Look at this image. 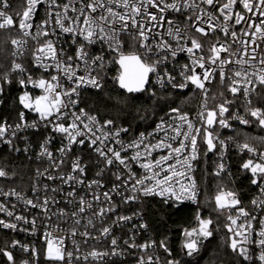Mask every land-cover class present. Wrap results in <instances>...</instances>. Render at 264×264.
I'll list each match as a JSON object with an SVG mask.
<instances>
[{
  "label": "snow or ice",
  "instance_id": "obj_1",
  "mask_svg": "<svg viewBox=\"0 0 264 264\" xmlns=\"http://www.w3.org/2000/svg\"><path fill=\"white\" fill-rule=\"evenodd\" d=\"M26 2L28 5L27 10L23 12L19 21V28L25 36L30 35L27 30L33 27L30 21L36 11L37 5L47 3L49 18L37 26L36 35L33 39H38L42 36L48 37L50 35L49 31L44 30V25L49 24L53 15L51 9L55 6L62 8V11L55 12V25L58 26L62 33L70 34L71 42L76 46L75 56L68 55L64 58L65 53L63 48L58 49L56 42L52 39L45 40L33 53L34 67L43 69L45 72L55 70L56 74L51 75L50 79L41 78L38 81H33L32 77L29 76L27 83H31L34 87L42 89L43 94L36 96L33 100L29 96V93L25 91L19 97V102L24 109L37 113L41 121H47L48 124L52 125L53 132L62 134L64 139L67 140V144L63 145L59 151L62 154L70 152L72 145H83L86 140L89 142L90 147L98 145L99 142V146L95 147V151L103 158L105 165L111 166L118 162L127 171V179L123 180L121 185H113L112 191H117L121 186L127 188L129 182H131L130 190L133 193L139 192L143 196L158 195L165 199V203L170 199L176 201H183L184 199L195 201L197 194L196 184L188 173L192 171L193 165L191 162L198 158V137L202 138L203 142L207 145V152H214L217 149V144H219L220 148H224L226 144L225 140H221L219 135L212 129L217 124L222 128L230 127L225 113L229 112L228 105L234 102L225 99L213 109H208L206 83H210L215 78L216 71L219 70L221 83L223 84L226 78L229 79L228 91L231 92L233 97L242 92L246 105H251L250 96L256 92L255 86L249 87V85L258 84L264 88V67L257 68L256 65H252L255 70L251 73L241 68L240 70H234L232 76L226 77L225 65L233 62L238 65H245L249 64L250 60L254 61L257 59L255 55L256 48H253L251 53L248 52L249 41L240 40L239 43L243 45L244 54L250 56V60L238 59L232 61L231 59L221 58L222 52L229 53L231 56L236 55L235 52L231 51V45H225L217 41V43L211 44L205 50L202 41L192 34V30L194 29L195 33L207 37L210 32H215L216 28L220 27V30L225 35H228L229 28L227 23L220 24L215 12L209 11V8L219 11L223 20L227 22L233 18L232 9L237 0H227L218 9L216 5L220 3V0H200L199 3L196 0H87V2L79 0V8L75 6L76 0H69V3L62 6L57 5L56 0H26ZM239 3L243 5V8L247 12L253 13L256 16V19L248 18V28L242 29V33L244 35H251L253 37L251 44H256L259 47L257 39L264 41V0H239ZM201 4L207 5L209 8H202ZM8 6V0H0V19H2L0 28L14 24L13 18L3 10ZM116 9H122V11ZM69 10L75 13V15L69 16ZM189 10H191L192 14L186 15ZM98 12L99 15H96ZM169 13L178 14L183 19L178 20L177 18L170 17ZM242 20H245V17L238 12L235 13V24H240ZM65 21H68V24H65ZM214 21L216 23H213ZM181 24H183V27H181ZM203 25H206L207 28ZM159 29H164V31L161 32ZM248 29H253V31L249 33ZM122 34H128L138 47L144 50L143 53L133 52L125 55L120 51L124 44L121 38ZM51 35H56L54 28L51 31ZM165 36L169 39H164ZM231 36L233 41L236 42L237 33L232 31ZM156 37H160V39L156 40ZM12 43L18 45L22 42L13 40ZM97 43L101 45V54L90 56L88 46ZM104 45H107L109 50L119 53L118 63L122 69L118 77L119 85L121 88L127 89L128 92L144 91L145 85L149 83L150 73L156 74L157 82L161 87H164L165 81H167V83L172 84L173 88L183 89L190 82L197 89H200L205 96L202 110L197 113V120L200 126L197 127L189 119L188 113L182 112L178 107L172 108L170 109L172 123L168 127L174 135L170 137L165 136V138L156 144H145L146 137L141 133L138 140H133L127 145L117 140L116 143L121 144L119 150L112 147H107L105 150L104 139H107L112 134L105 133L104 139H101L93 131V128L98 124L97 118L86 113L84 109H80L79 113L72 110L76 108L79 102V89L87 87L100 88L102 86L100 71L104 68ZM181 53L187 54L190 64L182 66L180 75L183 77L184 82L177 85L174 83L175 77L167 69H164L162 73L158 72L157 69L170 60H175ZM152 56L156 58L152 62H148ZM81 64L85 67L84 75L77 74ZM259 64L264 65V57H260ZM197 68L201 71L198 72ZM98 69L100 71H97ZM17 70L19 72L26 71L21 64L14 63L13 71ZM94 72H96L95 75H93ZM3 79L6 83L11 82L7 75ZM63 79L69 82V87H64L62 83ZM19 84L25 86L26 81L20 79ZM2 92L3 88L0 87V93ZM152 94L155 95V93ZM221 95L223 94L221 93ZM73 97H76V99ZM246 110L264 127V110L252 107H247ZM19 115L20 123H17L14 127L8 125L6 121L0 123V142L11 145L12 138L16 136L18 131L27 127L37 126L35 121L31 125L27 124L23 111ZM66 116H71V123L67 126L59 122ZM233 118L238 119L241 124L249 123V120L238 115ZM164 123L162 120L157 125V129L162 130ZM112 124V120H106L97 130L103 131V128ZM185 127L186 130H184ZM10 130L11 134L8 135ZM121 131L126 132L127 129L121 128L117 130L114 136L118 137ZM178 137H182L178 146L174 147L173 143L168 142L176 141ZM48 143H50V140H46L41 145V155H47L51 159L52 153L48 151ZM141 145L144 148L143 154L139 151ZM238 147H240L241 151H255L247 143L238 145ZM129 148H135L137 151L131 157L122 156L121 153ZM158 149H167V154L160 155L156 159H150L152 152ZM184 152H189V154L182 157V153ZM207 152H205V155H207ZM259 155L261 160H264V153ZM172 160L175 163H169ZM136 162H139V166L146 170V174L142 177H137L136 173L132 171L131 164ZM224 167L223 163H218L215 174L220 175L224 171ZM242 168L251 171L253 177L251 183L259 187L261 193L264 194V163H254L253 160L249 159L242 165ZM72 171L73 173L79 172L81 174L85 172V168L81 166L79 158L73 162ZM99 174L97 173V175ZM6 175V172L0 169V177ZM49 179H52V177H49ZM116 179L121 180V176L117 174ZM74 180L77 183L84 182L83 180H78L74 175L67 177V181ZM183 180H188L189 183L185 184ZM92 184L102 186L98 180H93L89 184V187ZM69 195H73V193H69ZM103 195L105 199H111L108 192H105ZM96 199H99V197H96ZM124 199L125 202H128L138 199V197L131 195L126 196ZM26 203L37 207L36 204H33L32 200H27ZM47 203L46 199L44 204L46 205ZM81 203H83V200H81ZM252 203L264 209V199H254ZM215 204L219 210H231L240 204V200L236 197L235 192L220 190L215 196ZM0 210H3L2 205H0ZM80 210L83 211V208ZM103 212L104 209H101V214ZM8 215L11 216L12 213L8 212ZM227 218L231 222L226 227L232 233L229 245L232 251L243 257L246 261L251 260V246L255 245L260 249L258 257L260 264H264V217L259 219L258 230L253 225V221L257 220L256 215L245 210L243 207L237 209L235 218L231 214ZM241 218H244V222L238 224L237 222ZM16 219L21 220L24 218L18 216ZM128 219L131 218L125 216L118 217V220L121 221ZM197 220L199 221L198 229L193 228L191 231L184 230V235L187 239L183 247L187 249L189 256L198 251V242L201 237L208 238L212 235L210 231V225L213 223L212 220L201 219L199 215H197ZM32 223L35 224V221L33 220ZM0 225L4 228H16L15 224L6 223L3 220H0ZM234 225L236 226V230L233 229ZM142 227L144 226L142 225ZM103 231L104 233H108L109 229L104 228ZM253 233H255L256 239H253ZM50 236L51 233H46V258L53 262H61L67 256L68 264H71L72 253H65L62 247L54 246L53 240L47 238ZM60 244H63L62 240ZM112 244H116L115 239L112 240ZM150 246L149 244H145L139 247L147 248ZM160 246L165 247L163 241L160 242ZM165 251H167L166 247ZM4 255L7 256L9 261H12L13 257L11 253L5 251ZM90 255L95 258L101 254L92 252ZM148 261L151 264L152 257H149ZM140 264H144V261L141 260ZM167 264H178V262L169 260Z\"/></svg>",
  "mask_w": 264,
  "mask_h": 264
},
{
  "label": "built area",
  "instance_id": "obj_2",
  "mask_svg": "<svg viewBox=\"0 0 264 264\" xmlns=\"http://www.w3.org/2000/svg\"><path fill=\"white\" fill-rule=\"evenodd\" d=\"M87 2V0H85ZM197 3L200 0H196ZM227 0H220V3L216 5L218 9L220 5L226 3ZM69 3V0H56L57 5H64ZM8 7L3 9L8 15L13 18L14 24H16L18 29V35L12 39L21 41V44L14 45L11 41V70L13 71V64H21L26 71L19 72L14 71L19 74H27L30 69L35 70L40 75L35 79L38 81L41 78L50 79L51 75H55V70H49L48 72L43 71V69H38L34 67V51L42 45L45 40L52 39L56 42L58 49L63 48L65 57L68 55L75 56L76 46L72 44L70 34L62 33L58 26L55 25V12L62 11V8L52 7L51 11L53 13L49 24L44 25V30L50 32L48 37H40L38 39H33L36 35L37 26L41 25L45 19H48V4H39L36 7V11L32 17L30 23L33 27L27 31L30 35L25 36L23 31L19 28V21L23 15V12L27 10L26 0H8ZM77 8L80 7L79 0H76ZM202 8H209V6L201 4ZM122 11V9H116ZM209 11H214L215 15L219 18V23H227L229 28V34L225 35L220 27L216 28L215 32H210L207 37L201 36L199 33H195L194 29L192 34L197 36L204 44L205 50L213 44L219 41L225 45H231V51L235 52V56H231L229 53L222 52L221 58L231 59L232 61L238 59L250 60V56L244 54L243 45L239 43L240 40L249 41L248 52L251 53L253 48H256L255 55L257 59L250 60L249 64L238 65L235 62L225 65L226 77L232 76L234 70H240L241 68L246 69L249 73L253 72L255 69L252 65L256 67H264V65L259 64L260 57H264V41L257 39V44H251L253 37L251 35H244L242 29L248 28V18L256 19L253 13L247 12L239 0L233 5V18L227 22L223 20L219 11L216 9L209 8ZM240 13L245 17L240 24H235V13ZM191 10H189L186 15H191ZM69 16H74L71 10L68 12ZM99 15V12L96 13ZM170 17L182 20L178 14L169 13ZM16 19V20H15ZM2 22V19H0ZM258 22V21H257ZM213 23H216L215 21ZM68 24V21H65ZM12 25V26H13ZM207 28L206 25H203ZM10 27V26H7ZM5 27V28H7ZM183 27V24H181ZM55 29L56 35H51L52 29ZM163 32L164 29H159ZM235 31L237 33L236 42L233 41L231 32ZM249 33L253 29H248ZM122 40L124 41L122 51L125 55L131 54L133 52L143 53V49L139 48L135 41L131 39L128 34H122ZM160 37H156L159 40ZM164 39H169L167 36ZM174 43V42H173ZM88 51L90 56H95L101 54V45L99 43L89 45ZM104 68L100 71L101 87L100 88H81L79 89L78 104L73 111L79 113L80 109H84L86 113L97 118L98 124L93 128L97 136L104 139L105 133H110L107 139H104L105 150L107 147L115 148L119 150L121 144L116 143L117 140L121 141L124 145L129 144L133 140H138L140 134L143 133L146 137L144 143L156 144L165 136H172L174 133L168 127L172 123L170 119V108L167 112L159 118L152 126L133 134L131 130L126 126L117 125L113 120V124L103 128V131L97 130L101 125L104 124L106 120L102 119L92 113H90L82 104V97L87 90H99L103 88L107 80H113L119 82L118 77L121 73V67L118 63L119 53L117 51H111L108 49L107 45L103 46ZM156 57L152 56L149 58L148 62H152ZM185 64H190V60L187 54L181 53L177 56L175 60H170L168 63L158 67V72H163L164 69L175 77V84L183 83V77L180 75L181 68ZM215 67V66H213ZM197 71H201L197 68ZM78 75L85 74V67L81 64L80 69L77 72ZM96 72L93 73L95 75ZM65 88L69 87L70 84L66 79L62 80ZM230 84L229 79H225L223 84L220 81L219 70L216 71L215 78L212 79L210 83H206L207 88V108L213 109L219 103H222L225 99L229 101H234L229 104V112L225 113V117L228 118L230 127L222 128L218 124L213 127V131L219 135L221 140H225L226 144L224 148H220L217 144V149L212 152L215 158V166L217 171V164H224V171L220 173L219 176L224 177L227 182L224 184L217 192L220 190L233 191L236 193V197L240 200V204L231 210H227V214H231L234 218L237 215V209L243 207L245 210L256 215L257 220L253 221L254 227L259 229V219L264 217V209H261L253 205L252 201L254 199H264V194L261 193L260 188L251 183L253 177L250 170H245L242 165L249 159L253 160L254 163H264L261 160L260 155L264 153V146L255 145L250 142L243 141L241 137L243 136V130L253 123H259L255 117H252L246 110L247 107L261 108L264 110V88L257 85H249V87L255 86L256 92L252 93L250 96L251 105H246L245 98L241 93L233 97L231 92L228 91V86ZM0 87L3 88L2 82ZM161 90H173L178 92H186L192 90L196 94V100L192 108L187 111L189 119L192 120L197 127L200 123L197 120V113L202 110V106L205 103V96L200 89H197L195 85L188 83L186 88L178 89L173 88L172 84L165 81L164 87L157 82V76L155 73L149 74V83L144 91H148L150 94ZM221 93L223 95H221ZM2 93H0V98ZM76 99V97H73ZM177 108V107H173ZM182 111V110H181ZM24 112V111H23ZM184 112V111H182ZM25 121L27 124L31 125L34 121L36 122V127H27L16 133V136L12 138L11 145L7 143L0 142V150L4 148H10L15 152L23 153L28 160L35 162L34 168L32 170V180L30 182H25L23 186L10 185L12 182L10 176L0 177V205L3 206V210H0V220L6 223H12L16 225L15 229L4 228L0 225V231L8 233V238L0 237V264L6 263H18V264H68V258L65 257L64 261L53 262L46 258L47 243H46V233H51L48 239H52L54 246H60L65 253H72L71 264H140L141 260L144 264H149L148 258L152 257L151 264H167L169 260L176 261L181 264L176 258L174 252L165 243V247L160 246L161 240L158 238L156 230L154 228L147 200L152 197H156L161 200L166 205H172L175 207L182 205H192L196 206L199 204L201 199V187L200 180L198 176L200 168V160L202 155V147L206 145L202 138L198 137V154L197 159L192 161V171L188 173L196 184V199L195 201L184 199L183 201H176L174 199L168 200L165 203V199L158 195L143 196L139 192L133 193L131 188V182L129 186L119 187L117 191H112L113 185H121L122 181L127 179V171L123 166L119 165L118 162L111 166H106L103 158H101L95 151V147L98 145L89 146V142L86 140L83 145L74 144L70 152L62 154L59 149L67 144V140L64 139L63 135L57 132H53L52 125L48 124L47 121H41L39 115L29 117L26 112ZM175 115V114H171ZM240 116L249 120L248 124H241L238 119H234V116ZM164 121V128L162 130L157 129V125ZM2 121L1 123H4ZM8 125L13 127L20 123L17 122L10 123L6 121ZM67 126L71 123V116H66L61 119V121ZM87 122V121H85ZM127 129L126 132L121 131L118 137L114 136V133L121 129ZM186 130V127L185 129ZM11 134V130L8 135ZM231 138V139H229ZM80 139V138H78ZM182 137H178L176 141H168L173 143L176 147L179 145V141ZM46 140H50L47 144L48 151L52 153L51 159L47 155H41L42 148L41 145L45 143ZM247 143L255 151L248 152L247 150L241 151L238 145ZM137 151L135 148H129L122 152V156L131 157ZM143 154L144 148L141 145L139 149ZM167 149L154 150L150 159H156L160 155H166ZM190 151V150H189ZM189 152L182 153L188 155ZM79 158L80 164L85 168L83 174L79 172L73 173L72 165L73 162ZM169 163H175L174 160L169 161ZM132 171L136 173L137 177H142L146 174V170L139 166V162L131 164ZM0 169H5L0 166ZM6 172V171H5ZM97 173H100L97 175ZM236 173H240L244 178L243 184H238L234 176ZM121 176V180L116 179V175ZM69 175H74L78 180H83V183H77L74 181H67ZM52 177V179H49ZM63 177V179H61ZM93 180L100 181L98 186L89 184ZM67 181V182H66ZM3 183V184H1ZM147 183V182H146ZM183 183L188 184V180H183ZM150 186V185H149ZM243 188H241V187ZM55 189V191H54ZM108 192L111 199L107 200L104 197V193ZM73 193V195H69ZM19 194V195H16ZM136 195L138 199L130 200L125 202L126 196ZM99 197V199H96ZM47 199L48 203L45 205L44 201ZM27 200H32L33 204L37 207H33L26 203ZM83 200V203H81ZM83 208V211L80 209ZM101 209H104L103 214H101ZM111 209V210H109ZM8 212L12 215L9 216ZM23 217L24 219L17 220L16 217ZM125 216L130 217L128 220H118V217ZM33 220L35 224H33ZM229 221V220H228ZM244 218L238 220L239 223H243ZM231 222L229 221V224ZM228 224V225H229ZM142 225L144 227H142ZM108 228L109 232L104 233L103 229ZM236 230V226H233ZM183 229V234H184ZM232 234V233H231ZM116 240V244H112V240ZM239 239V238H237ZM253 239H256L255 233H253ZM63 244H60V241ZM149 244L150 247L141 248L140 245ZM136 245V246H133ZM11 253L13 259L9 261L4 252ZM92 252H97L101 255L95 258L90 255ZM260 254V249L255 245L251 246V260H244L240 256L244 264H260L258 259Z\"/></svg>",
  "mask_w": 264,
  "mask_h": 264
},
{
  "label": "trees",
  "instance_id": "obj_3",
  "mask_svg": "<svg viewBox=\"0 0 264 264\" xmlns=\"http://www.w3.org/2000/svg\"><path fill=\"white\" fill-rule=\"evenodd\" d=\"M16 20V19H15ZM18 35L16 24L7 28H0V83L3 92L0 98V123H10L20 120V112L24 111L29 117L36 114L24 109L19 102V97L25 91L35 93L31 83H27L28 77L32 80L40 75L33 69L27 74H19L11 70V41ZM7 75L10 83L4 81ZM26 81L25 86L19 84V80ZM196 100V94L192 91L178 92L173 90H158L155 95L148 91L132 93L123 91L119 83L107 80L103 88L99 90H87L82 97L83 106L92 114L102 118L113 120L117 125L128 127L133 134L152 126L161 118L167 110L178 107L182 111H189ZM243 141L255 145L264 146V129L259 123H253L243 130ZM207 145L202 147L200 168L198 172L201 199L198 205L172 206L166 205L156 197L149 198L147 205L158 238L172 249L181 264H244L237 253H234L230 245V233L226 225L229 224L226 210H219L215 204V196L218 190L226 184L227 180L216 175L214 155H205ZM35 162L28 160L21 152L4 148L0 150V166L10 176L11 184L23 186L25 182L32 180V170ZM243 184L244 178L236 173L234 180ZM246 181V180H244ZM241 187V186H240ZM243 188V187H241ZM197 215L201 219H211L208 238L201 237L198 242V251L191 256L183 247L186 237L183 229L191 231L199 228ZM9 234L0 231V237L8 238ZM18 264V263H6Z\"/></svg>",
  "mask_w": 264,
  "mask_h": 264
},
{
  "label": "rangeland",
  "instance_id": "obj_4",
  "mask_svg": "<svg viewBox=\"0 0 264 264\" xmlns=\"http://www.w3.org/2000/svg\"><path fill=\"white\" fill-rule=\"evenodd\" d=\"M32 86H33V84H32ZM34 87V86H33ZM34 89H35V93H31L30 91H26V92H28L29 93V96L34 100L35 99V97L36 96H39V95H42L43 94V90L42 89H40V88H38V87H34ZM24 94V92L21 94V95H23ZM33 112V111H32ZM33 113H35V112H33ZM35 114H37V113H35ZM1 184H3V183H1ZM217 195V194H216Z\"/></svg>",
  "mask_w": 264,
  "mask_h": 264
},
{
  "label": "water",
  "instance_id": "obj_5",
  "mask_svg": "<svg viewBox=\"0 0 264 264\" xmlns=\"http://www.w3.org/2000/svg\"><path fill=\"white\" fill-rule=\"evenodd\" d=\"M122 70V69H121ZM119 83V82H118ZM147 85L148 84H146L145 85V89H146V87H147ZM120 86V85H119ZM121 88V87H120ZM123 91H126V92H128L127 91V89H124V88H121ZM141 92H143V91H141ZM141 92H132V93H141ZM261 126V125H260ZM262 127V126H261ZM263 129H264V127H262ZM212 154V152H207V156H210ZM227 230H228V228H227ZM229 232V231H228ZM230 233V232H229ZM232 236V234H230V237Z\"/></svg>",
  "mask_w": 264,
  "mask_h": 264
},
{
  "label": "flooded vegetation",
  "instance_id": "obj_6",
  "mask_svg": "<svg viewBox=\"0 0 264 264\" xmlns=\"http://www.w3.org/2000/svg\"><path fill=\"white\" fill-rule=\"evenodd\" d=\"M231 234V233H230Z\"/></svg>",
  "mask_w": 264,
  "mask_h": 264
}]
</instances>
